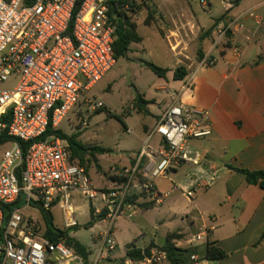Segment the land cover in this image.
I'll use <instances>...</instances> for the list:
<instances>
[{"label": "built area", "instance_id": "2783aa9c", "mask_svg": "<svg viewBox=\"0 0 264 264\" xmlns=\"http://www.w3.org/2000/svg\"><path fill=\"white\" fill-rule=\"evenodd\" d=\"M0 0V83L15 77L11 91L0 90V133L6 129L10 148L0 158V264H84L63 238L50 241L37 224L23 215L24 209L59 207L67 227L76 225L73 194L99 203L92 208L98 221L106 223L100 251H113L112 230L130 207L134 195L155 204L163 197L155 180L166 178L182 163L197 164L188 148L191 139L211 134L205 112L176 104L177 97L160 114L128 167L110 168L111 188L96 190L87 171L71 160L66 141L55 135L41 139L48 129L57 130L69 111L114 66L115 27L109 0ZM223 15L214 23L211 50L231 46V37L244 28L240 17L230 13L240 0H218ZM202 5H207L201 0ZM257 24L263 20L254 14ZM239 55L237 46L230 47ZM216 59L207 55L196 68L213 67ZM94 110L103 105L92 99ZM158 137V143L151 144ZM18 142L24 144L25 150ZM187 196L191 193L187 192ZM16 204L7 211L6 207ZM5 212L9 215L5 220ZM203 235L195 236L200 240ZM165 252L150 250L130 264L161 262ZM192 261L195 256L190 257ZM98 264V260L95 263Z\"/></svg>", "mask_w": 264, "mask_h": 264}, {"label": "crops", "instance_id": "0c3cea01", "mask_svg": "<svg viewBox=\"0 0 264 264\" xmlns=\"http://www.w3.org/2000/svg\"><path fill=\"white\" fill-rule=\"evenodd\" d=\"M158 2L161 8H174L164 15V22L174 27L172 33L188 37L194 18L182 5L183 2L191 5L190 0ZM247 13L254 14L263 23L257 24ZM230 14L240 17L244 25L230 40L231 46L239 48V55H235L231 46L211 50V35L201 40L202 34L198 50L202 51L203 57H214L215 65L197 69V54L195 59V54L190 56L188 49L181 46L173 52L174 63L175 68H185L186 77L183 80L172 77V90L164 94L161 106L155 107L149 104L151 101L143 99L146 103L144 116L150 124L142 125L136 153L174 97H177V105L205 112L211 134L187 142L188 148L197 155V164L182 163L166 178L155 180V188L163 197L161 204H155L143 195L132 196L124 214L127 212V217L142 220L143 225L137 224L140 231L125 245L122 254L117 252V244L108 252L114 264H130L131 259L126 258V249L130 245L143 250L153 244V250L165 252L161 247L169 236L175 248L188 251L173 256L176 264H264V190L247 184L242 174L231 169L264 170V0H240ZM222 15L211 18L208 25L199 23L208 26L209 30ZM142 22L144 24L143 19ZM183 44H187L184 39ZM174 69L168 70L173 72ZM158 140L154 136L151 144L155 146ZM133 157L129 155L125 161L113 165L115 168L128 167ZM113 181L111 177V183L102 189L111 188ZM187 192L191 195L187 196ZM149 212H154L152 223L143 219ZM70 228L64 223V229ZM143 230L151 231L148 240ZM200 234L203 235L201 239L194 240ZM69 236L74 238L70 231ZM140 242L142 247L138 246ZM209 243L220 249L225 257L205 259ZM108 253L103 249L98 257L105 258ZM191 256L196 260L192 261ZM155 264L171 262L165 256Z\"/></svg>", "mask_w": 264, "mask_h": 264}, {"label": "rangeland", "instance_id": "374dc122", "mask_svg": "<svg viewBox=\"0 0 264 264\" xmlns=\"http://www.w3.org/2000/svg\"><path fill=\"white\" fill-rule=\"evenodd\" d=\"M133 1L138 5L144 3L145 7L149 6L151 10L150 26H145L142 22L147 16L145 8L130 16L131 21L137 25V33L142 37V42L132 44L127 58L117 60L112 69L85 93L84 99L73 106L57 126V130L66 136L76 135V140L86 147L87 151L81 157L76 156L74 162L87 171L92 187L96 190H101L111 183L109 168H115L116 165L113 164L123 162L129 155L136 153L142 125L150 124L148 117L144 116L145 104H137L138 98L151 101L149 104L158 107L162 105L164 94H169L172 90L170 87L173 82L172 72H168L164 77H158L145 64L151 63L172 70L175 68L173 52H177L181 46L188 49L190 56L195 54L196 59L200 36L209 28L205 25L209 24L211 18L223 13L218 0H204L207 5H202L201 0H190L189 6L183 2L182 8L189 11L194 21L192 29L188 31V37L187 35L181 37L172 33L174 30L172 24L164 22V15L167 11H174L173 6L161 8L158 0ZM213 24L214 22L212 26ZM183 39L188 46L183 44ZM16 84L17 79L9 77L6 82L0 83V90L11 91ZM86 99L100 102L103 107L94 110L93 105L89 106L86 103ZM9 148L10 145L6 143L0 146V158ZM96 148L104 149L106 152L99 154L92 150ZM71 205L76 209L74 215L76 226L69 231L89 251V263L98 260V264H114L108 252L105 258L98 257L107 227L106 223L97 221L91 210L100 207V204L82 200L74 193ZM50 211L53 225L65 230L63 213L59 207H53ZM22 213L26 219H32L37 224L40 233L45 232L38 209L27 208ZM153 214L154 212L144 214L143 219L152 223ZM137 224L142 226L143 221L127 217V212L117 219L113 230L115 233L112 235V240L118 245L117 252L122 254L125 245L140 231ZM143 233L146 239L151 235V231L148 230H143ZM138 246L142 247L143 243H138Z\"/></svg>", "mask_w": 264, "mask_h": 264}, {"label": "trees", "instance_id": "16d2710c", "mask_svg": "<svg viewBox=\"0 0 264 264\" xmlns=\"http://www.w3.org/2000/svg\"><path fill=\"white\" fill-rule=\"evenodd\" d=\"M33 1L34 0H24V3L31 4ZM82 1L83 0L77 1L75 5V12L79 9V6ZM142 8H145L147 12V16L144 20V24L149 26L152 20L150 15L151 10L149 9V6L145 7L144 3L142 5H138L133 0H109L108 15L115 27V41L113 43V52L116 61L119 60L120 58L127 57V54L130 52L129 47L131 44L133 43L138 44L141 42V37L137 34L136 31V24L133 21H131L130 16L135 15V13L140 11ZM213 28H214V24L208 31H206V33H204L201 36V40L210 36L213 31ZM202 58H203V53L199 49L197 51V60L200 61ZM145 66L158 77H164L169 72L168 69L160 68L151 63H146ZM172 73H173L172 77L174 80H183L187 75V71L182 66L176 67ZM139 103L142 105L146 104L141 97L138 98L137 104ZM138 110L141 111L140 109ZM0 122L2 124L3 123L8 124L9 121L6 118H2ZM50 135H55L57 138L64 140L68 143L71 151L72 161H74V158L76 156L81 157L87 151L86 147H84L82 143L76 140L77 137L76 135L66 136L59 130L53 131L51 129H48L45 135L41 139H44ZM10 140L11 138L7 136L6 129H4L0 133V146L9 142ZM18 144L22 148V151L24 152L25 150L24 144H21L20 142H18ZM92 150L98 152L99 154H104L106 152L104 149H100V148H96ZM231 169L234 170L235 172L242 174L245 177L247 184L258 186L259 188L264 190V170L248 171L245 169H235V168H231ZM14 206H16V204L7 206L6 207L7 211ZM38 210L40 212L42 221L45 226V232L43 235L44 238L49 239L50 241H55L58 238H63L65 240V243L69 247H71L82 258L84 264H90L88 261V257L90 253L87 250V248L83 246L80 242L69 236V230L71 228L65 230H60L56 228L53 225V217L51 211L45 210L43 208H38ZM8 217L9 215L6 214L5 212V220H7ZM171 238H172L171 236L166 238V241L164 245L161 247V250L165 251L167 261L171 262V264H176V261L172 259L173 256L187 254L188 251L175 248L171 244ZM262 238H264V233L262 235ZM152 248H154L153 244H151L150 246L146 247L143 250L135 248L134 245H130L126 249V258L131 260H140L144 256L149 255V252ZM224 257L225 254L220 249L215 247L213 244L210 243L207 244L205 251V259L220 260L223 259Z\"/></svg>", "mask_w": 264, "mask_h": 264}, {"label": "water", "instance_id": "95a60500", "mask_svg": "<svg viewBox=\"0 0 264 264\" xmlns=\"http://www.w3.org/2000/svg\"><path fill=\"white\" fill-rule=\"evenodd\" d=\"M113 7V6H112Z\"/></svg>", "mask_w": 264, "mask_h": 264}]
</instances>
